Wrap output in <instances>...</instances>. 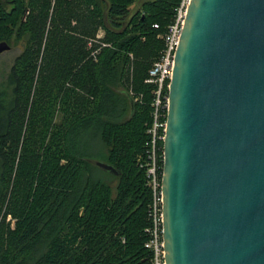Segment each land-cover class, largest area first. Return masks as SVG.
Returning a JSON list of instances; mask_svg holds the SVG:
<instances>
[{
  "label": "trees",
  "instance_id": "16d2710c",
  "mask_svg": "<svg viewBox=\"0 0 264 264\" xmlns=\"http://www.w3.org/2000/svg\"><path fill=\"white\" fill-rule=\"evenodd\" d=\"M179 1L0 0V264H153L145 80Z\"/></svg>",
  "mask_w": 264,
  "mask_h": 264
},
{
  "label": "water",
  "instance_id": "95a60500",
  "mask_svg": "<svg viewBox=\"0 0 264 264\" xmlns=\"http://www.w3.org/2000/svg\"><path fill=\"white\" fill-rule=\"evenodd\" d=\"M161 191L164 264H264V0H190Z\"/></svg>",
  "mask_w": 264,
  "mask_h": 264
},
{
  "label": "built area",
  "instance_id": "2783aa9c",
  "mask_svg": "<svg viewBox=\"0 0 264 264\" xmlns=\"http://www.w3.org/2000/svg\"><path fill=\"white\" fill-rule=\"evenodd\" d=\"M190 0H180L175 8L172 20L163 36L164 48L159 58L152 64L145 80L154 86L151 101V123L147 129L149 141L146 147L145 174L147 185L152 191V200L148 207L149 226L146 228L148 239L144 247L152 254L153 264H164L163 214H162V167L163 140L166 130L168 108V89L172 76L175 51L179 43ZM154 28L158 25L154 24ZM139 98H135L137 101Z\"/></svg>",
  "mask_w": 264,
  "mask_h": 264
},
{
  "label": "rangeland",
  "instance_id": "374dc122",
  "mask_svg": "<svg viewBox=\"0 0 264 264\" xmlns=\"http://www.w3.org/2000/svg\"><path fill=\"white\" fill-rule=\"evenodd\" d=\"M136 4V3H135ZM133 4L130 7V10L134 7ZM98 37L103 36V31L99 30ZM20 52V48L17 46H9L8 49L3 50L0 53V79L6 75V73L9 71L10 66L12 65L14 57ZM6 221L13 223V220L8 216Z\"/></svg>",
  "mask_w": 264,
  "mask_h": 264
}]
</instances>
